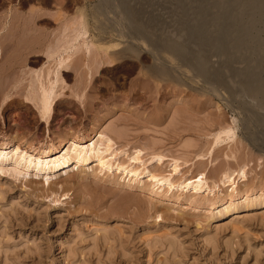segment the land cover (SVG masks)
<instances>
[{
  "label": "rangeland",
  "instance_id": "rangeland-1",
  "mask_svg": "<svg viewBox=\"0 0 264 264\" xmlns=\"http://www.w3.org/2000/svg\"><path fill=\"white\" fill-rule=\"evenodd\" d=\"M38 1L0 0V37L6 22L3 14L8 8L17 7L9 25L18 24L5 25L1 37L6 40L4 44L12 36L29 42L46 41L49 30L39 26V20L50 19V28H54L58 23L57 15L75 16L76 7L82 6L88 11L92 37L99 36L112 47L124 48L131 44L137 50L150 47L158 50L161 58L185 69L182 76L194 84V88L181 85L173 86V89L161 88L158 98L143 90L141 95H133L132 83L142 76L138 73L140 68L153 61L149 53L139 58L128 54L117 66L99 74L101 80H107L110 88L100 97L99 106L112 96L115 99L109 98L106 106L111 107L119 99L133 109L132 112H113L102 119L99 130H96L112 134L118 142L116 146L124 145L129 154L135 148H145L148 153L144 155V161L154 150L165 153L168 160L158 168L150 162L147 165L134 162L133 167L143 172L140 177L116 169L101 170L92 161L82 170H75L74 175L58 176L49 185L41 176H20L13 164H0V264H264V204L237 206L219 217L217 213L230 203L232 196L237 203L247 197L245 192H249L251 198L264 193V123L257 116L258 113L264 115V105L240 86L241 76L236 72L244 67L243 61L235 60L230 67L223 51L203 46L183 25L185 18L195 22L201 16L196 7L205 0H108L107 7L102 5V8L109 9L107 16L104 10V13L98 10L101 0H63L64 4H69L67 7L56 5L55 0L44 1L43 6ZM31 6H37L36 11L31 12ZM33 20L36 32L26 26L27 21ZM263 20L261 17L257 22L256 32L264 29ZM24 27H29L30 33ZM118 30L124 31L126 41L120 38ZM5 36H9L8 40ZM167 37L187 44L190 51L192 48L194 52L202 51L204 58H208L205 61L209 73L194 70L196 66L188 57H180L177 51L167 47L162 41ZM261 71L264 76L263 66ZM202 79L219 86L222 94L206 92L200 84L204 81ZM100 84L104 83L100 81ZM195 85L202 87L196 89ZM169 91L170 94H165ZM164 94L165 101L160 97ZM233 100L239 102L241 111L230 105ZM58 108L61 111H57L50 136L56 144H59L57 134L63 127L71 125L81 134L89 131L95 108L83 113L65 104ZM159 109L161 112L158 111L154 120L152 114ZM5 118L0 116V144L11 135L22 136V130L26 135L16 142L30 150L33 148L25 140L31 136L33 146L38 149L51 144L49 134L43 130L38 133L23 108L13 110ZM228 127L235 130L233 138L215 145L219 132ZM129 154L119 160L128 164ZM173 158L179 161L178 173L172 171L170 161ZM240 168H245L246 178L233 176L239 186L235 195L232 181L224 185L221 178L225 172ZM151 170L171 174V179L177 182L193 181L202 172L207 184L199 192L177 187L168 191L169 188L163 186L156 193L145 176ZM105 234L109 240H105ZM170 239L178 241L176 251L170 245Z\"/></svg>",
  "mask_w": 264,
  "mask_h": 264
},
{
  "label": "bare ground",
  "instance_id": "bare-ground-1",
  "mask_svg": "<svg viewBox=\"0 0 264 264\" xmlns=\"http://www.w3.org/2000/svg\"><path fill=\"white\" fill-rule=\"evenodd\" d=\"M44 1L46 0H39L38 4H42L43 6ZM107 1L108 0H101V7H98V9L94 5V8L98 9L99 11L101 10L102 13L105 12L104 14L106 15L109 9L102 8V5H105ZM55 3L61 7H67V5H69L66 3L64 4L63 0H55ZM112 3L113 2L110 1L111 6ZM117 7L118 5H115V8ZM16 9L17 7L8 8L7 11L5 9L6 12L3 15L6 17V22H4L5 24L3 23V31L5 30V25L7 26L9 23H11L10 20ZM36 9L37 6H34L30 9V11H36ZM196 11L201 16L195 22L185 18L183 20V25L191 30V32L200 40L203 46H208L211 49L223 51L226 55V58H224L230 67L233 66V62H235V60L243 61L244 67L242 69H238L236 72L241 76L240 86H242L244 90L250 92L255 98L257 97V99H259L264 105V76L262 75L261 71L262 66L264 67V37L260 36L264 29L256 32L258 25L257 22L259 20L261 21V17L264 18V0H205L196 7ZM87 13L88 11L86 12L85 7L79 6L75 9V16L69 17L67 15H63V17H61L60 15H57L56 19L58 20V23H56L57 26L54 28H50V19L44 18L39 20L37 24L46 28V30H49V32L46 33V35H49V37L46 39V41L43 40L41 43V40H38L39 42H29L28 39L25 38L16 40L13 39V36L10 38L7 36L11 40L4 44L3 41L6 40H4L5 38H1L3 36V31L0 37V116L3 118L8 117L11 115L13 110L23 108L29 121L36 126L34 129H36L38 133L43 130L44 133L47 132L50 137L51 126L53 125V121L59 109L58 107H60L62 104H65L70 108H77L78 110L82 111V113L91 111L92 108H95L93 109L95 111V115L93 116L94 118L91 122V128H89L88 132L83 129L86 131V134H81L71 125L66 126L67 128H60L61 130L57 134L59 135V144H56L53 137H50L51 144H47L46 146L44 145V147L38 149L36 146H33L32 136L26 138V144L29 143L28 145L33 148V150H30L27 147L22 146L21 143L19 144L16 142V140L19 141L25 137L26 132L22 130V132H20L22 133V136H19V134L16 136L11 135L12 137L9 136L10 138L7 141L0 144V164H13L15 169H18L17 173L20 176H41L48 185L51 184L54 179H57L58 176L62 177L61 175L66 174L68 177L73 173L82 170L86 164H89L90 162L92 163V161L93 163L96 162L101 170L106 169L109 171L110 169H116V171L121 170L124 173L127 172L128 175L140 177L143 172H141L139 169H136V167H133L134 162H141L142 165L150 162L154 165L153 167L158 168L159 165L165 164L166 160H168V156L165 153L154 150L150 153L149 158L144 161L143 157L146 153H148L144 151L145 148H135L133 153L129 154L127 149L124 148V145L123 147L116 146L118 142L116 137H114L112 134L104 130H101L100 132L98 131V126L101 124L102 119L109 117V115L113 112H132L133 108L129 109V106H126L127 104L124 105L125 103L123 102H119V99H116V101L113 102V105L111 101V107L106 106L108 105V100L110 97H107L108 100L104 99L103 106H99L101 103L100 101H102L100 100V97L102 98L104 92L110 89L107 80H101L102 77L99 78V74L106 72V70H108L110 67H113L114 65L121 62L122 59L126 57V55L131 54L139 58L142 54L149 53V56L151 55L153 58V61L150 65L140 68L138 73H142V76L137 80L135 79L136 81L132 83L131 91L133 92V95L140 93L142 94V92L145 91V93H151L150 96L153 98H158L159 93H161V88H163L162 90H166L167 88H172L173 86L178 85L188 87L189 89L194 88V84H190V82H188L182 76V74L185 72V69L181 68V65L176 66V64L161 58L158 54V50H154L151 47L147 50L142 48L143 51L141 49L137 50L131 46V44L124 48H120L119 45L112 47L110 44L108 45V43H105L101 37H92ZM108 13L110 12L108 11ZM143 18L146 17L144 16ZM140 22H143L142 19H140ZM17 24L18 22H14L9 26H16ZM33 24L35 25L34 20L31 22L27 21L26 26H31V29L33 28L32 30L36 32L34 30ZM29 27H24L27 33H30L28 32L30 30ZM122 32L124 33V31H119L120 38H122L123 41H126L127 38ZM162 41L167 47L177 51L181 55L180 57H188L196 66L194 70L198 69L200 72L205 74L209 73L207 62L205 61L208 58H204V56L201 54L202 51L194 52V48H192L193 51H190L187 47V44H183L169 38ZM222 56H224V54H222ZM129 58H131V56ZM211 63L212 61L210 64ZM212 75L213 74H209L211 77ZM200 77H202V75ZM100 81L104 84L101 85ZM200 84L203 86L206 92L209 91L210 93L217 95L222 94L221 88L215 85L213 82L204 80L201 81ZM228 85V88H232ZM117 86H121V84H118ZM201 87H196V89H200ZM199 92L202 91L199 90ZM170 93L171 91L168 93L166 92L165 94ZM165 94L160 96L164 101L166 98ZM111 98L113 100L115 99L112 96ZM111 98L110 100H112ZM238 103L239 102H235V100L230 101V105L236 109L240 108V104ZM162 107L163 109H166L164 108L165 105H162ZM240 109L239 111L242 110ZM59 110L61 111V109ZM158 111H160V109L154 111L152 114V118L154 120L155 115L157 118L159 114ZM241 113L243 116V111ZM251 115L253 114L250 113V116ZM257 116L259 117L258 119L264 123V115L258 113ZM121 117L122 116H120V118ZM234 134L235 130L232 127L223 129L217 135L215 145L221 144L228 138L232 139ZM253 134L255 135V131L252 133V135ZM124 154H129L128 164H124L126 162L125 160L124 163L119 160V158ZM170 162H172V171L174 173H178L180 171L178 159L173 158ZM235 174L240 178H246L245 168H240L237 171L233 169L232 171H227L221 178V181L224 185L227 182L232 181V190H234V192H236L239 187L236 185V179H233ZM145 176L149 181L148 185L150 184L152 186V191H155L156 193H158V189L163 188V186H167L169 188L168 191L177 187L180 189L191 188L194 191L199 192L205 189L204 187L207 184V181L205 180L207 178H205L206 176L202 172L198 179H194L193 181L192 179H186L184 181L181 180L182 182L174 181L173 178L171 179V174L164 175L160 171L158 172L151 170L145 174ZM207 187L209 186L207 185ZM238 192L234 194L237 195ZM249 195V192H245L244 196L247 197L243 201L237 203L234 202L235 199L232 196L228 205L220 208L218 212L216 211L218 213V217L222 215V213L230 212L237 206H254L257 204H264V193H260L254 198L249 197ZM107 239L109 240L108 235L105 236V240ZM169 243L175 251L178 249V241L176 239H170Z\"/></svg>",
  "mask_w": 264,
  "mask_h": 264
}]
</instances>
